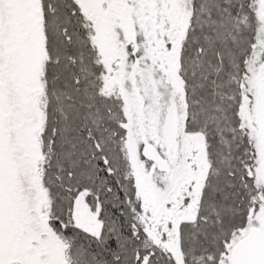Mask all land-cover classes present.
<instances>
[{"label":"snow or ice","instance_id":"1","mask_svg":"<svg viewBox=\"0 0 264 264\" xmlns=\"http://www.w3.org/2000/svg\"><path fill=\"white\" fill-rule=\"evenodd\" d=\"M0 264H264V0H0Z\"/></svg>","mask_w":264,"mask_h":264}]
</instances>
